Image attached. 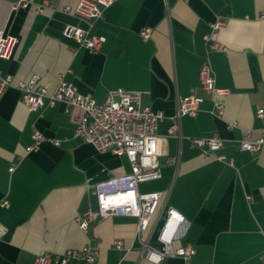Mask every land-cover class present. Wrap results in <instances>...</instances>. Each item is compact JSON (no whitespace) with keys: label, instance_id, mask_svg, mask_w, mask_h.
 Masks as SVG:
<instances>
[{"label":"crops","instance_id":"1","mask_svg":"<svg viewBox=\"0 0 264 264\" xmlns=\"http://www.w3.org/2000/svg\"><path fill=\"white\" fill-rule=\"evenodd\" d=\"M79 1L32 0L14 10L11 0H0V32L18 38L12 58L0 60V73L14 84L0 101V223L8 229L0 238V264H35L39 253L85 247L98 251L94 261L69 264H154L146 254L161 248L168 207L189 222L175 247L190 245L196 254L159 264H264V148H240L248 131L258 138L264 127L257 117L264 109V0H115L91 21L64 11ZM44 2L49 5L39 12ZM218 20L225 26L209 41ZM68 25L106 42L92 54L64 37ZM144 29L152 31L147 40ZM213 42L224 48L212 49ZM207 63L227 94L213 97L202 89L199 73ZM33 76L49 93L64 77L99 103L118 88L141 91L145 106L164 113L158 135L166 141L157 159L162 178L140 186L165 198L147 235H137L138 219L131 216L98 217L87 232L81 229L78 218L98 208L96 186L130 173L131 165L126 156L99 153L75 137L80 111L66 113L62 103L29 111L16 85ZM190 95L204 101L196 117L182 118L179 141L168 129L179 100ZM216 102L225 105L222 117L213 114ZM35 131L60 146L44 142L28 153ZM215 136L234 166L203 157L189 141ZM172 159L178 164L168 163Z\"/></svg>","mask_w":264,"mask_h":264},{"label":"built area","instance_id":"2","mask_svg":"<svg viewBox=\"0 0 264 264\" xmlns=\"http://www.w3.org/2000/svg\"><path fill=\"white\" fill-rule=\"evenodd\" d=\"M11 1L14 10L32 4V0ZM114 3L115 0H80L74 7H64V11L82 20H98L103 17L104 10ZM48 5V2H44L38 6V11L43 12ZM224 26L225 22L222 20L214 23L208 40L210 41ZM151 33V29H144L140 35L147 40L151 37ZM63 35L92 54L98 53L106 42L105 37L92 35L88 30L74 25H68ZM17 44L18 38L0 32V60L11 59ZM210 46L214 50L224 48L217 42H213ZM199 78L202 89L208 95L214 97L227 94L225 89L217 87L216 78L208 63L201 68ZM38 82V77L33 76L30 81L19 82L16 85V88L23 94L24 103L29 111L36 112L46 103L50 106L62 103L65 105L66 113L69 114L75 109L80 111V114L75 117V137L93 145L99 153L126 156L131 165L130 173L109 179L96 186L98 208L96 211L78 218L81 229L87 232L89 223L98 217L131 216L138 219L137 235L139 237L147 235L165 198L161 191L142 192L140 186L162 178L157 159L163 155L166 141L165 137L158 135L159 124L165 119L164 113L145 106L143 104L144 93L141 91L118 88L109 91L104 101L99 103L90 95L80 93L78 88L68 83L64 77H61L53 93H49L48 89L40 86ZM13 86V77L11 75L3 76L0 73V101L7 90ZM203 101L202 97L195 95L179 100L176 114L171 118L172 124L168 129L169 137H175L179 141L184 139L182 118L185 116L196 117ZM224 112V103L216 102L213 114L216 117H222ZM257 117L264 118V109L257 111ZM234 127V125H229V129ZM31 139L32 142L26 148L28 153L37 151L44 142H50L55 146L61 144L60 141L46 138L39 131L33 132ZM189 141L193 147L201 150L203 157H212L234 166L232 159L220 154L224 145L222 139L215 136L191 138ZM240 148L242 151L250 153L262 151L264 148V127L258 138H253L252 131H248L240 141ZM168 163L177 165L178 159L169 160ZM10 171L13 172L14 168H11ZM6 205H8L7 201L3 203V206ZM188 225L189 222L182 213L173 207H168L165 222L158 236L161 248H150L146 259L154 264L161 263L166 257H181L185 261H191L196 254L195 248L190 245L175 247ZM7 232L8 229L0 223V238ZM116 245L121 248L122 242L118 241ZM97 254L98 251L89 247L82 250H69L58 255L39 253L35 257L34 263L69 264L76 259H86L92 262Z\"/></svg>","mask_w":264,"mask_h":264}]
</instances>
